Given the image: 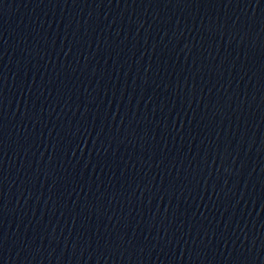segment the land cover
<instances>
[{
    "label": "water",
    "instance_id": "obj_1",
    "mask_svg": "<svg viewBox=\"0 0 264 264\" xmlns=\"http://www.w3.org/2000/svg\"><path fill=\"white\" fill-rule=\"evenodd\" d=\"M0 264H264V0H0Z\"/></svg>",
    "mask_w": 264,
    "mask_h": 264
}]
</instances>
